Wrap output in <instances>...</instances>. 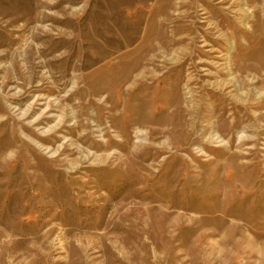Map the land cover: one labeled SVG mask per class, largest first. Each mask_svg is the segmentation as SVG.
I'll use <instances>...</instances> for the list:
<instances>
[{"label": "rangeland", "instance_id": "1", "mask_svg": "<svg viewBox=\"0 0 264 264\" xmlns=\"http://www.w3.org/2000/svg\"><path fill=\"white\" fill-rule=\"evenodd\" d=\"M0 264H264V0H0Z\"/></svg>", "mask_w": 264, "mask_h": 264}, {"label": "bare ground", "instance_id": "2", "mask_svg": "<svg viewBox=\"0 0 264 264\" xmlns=\"http://www.w3.org/2000/svg\"><path fill=\"white\" fill-rule=\"evenodd\" d=\"M241 3V2H240ZM241 10H244L245 11V9H241ZM240 10V11H241ZM242 14V13H241ZM224 66V65H223ZM228 74V73H227ZM137 76V75H136ZM228 81H230V79H227V82ZM48 98V97H47ZM53 101V100H52ZM242 102V101H241ZM47 105H45V107H46ZM49 106V105H48ZM47 106V107H48ZM60 110V109H59ZM56 114H58V113H56ZM62 114V113H61ZM54 115V114H53ZM62 115H59V117H61ZM54 118H56V117H54ZM57 119V118H56ZM62 119V118H61ZM59 122V121H58ZM214 124V123H213ZM57 125V123L56 124H54L53 126H51L50 128H52V127H55ZM59 125H61V124H59ZM210 126V125H209ZM44 128V127H43ZM55 129V128H54ZM135 131V130H134ZM48 132V131H47ZM135 133L138 135V134H142V130L141 129H136V131H135ZM237 134H239V133H237ZM251 136V135H250ZM241 137V136H240ZM239 137V138H240ZM211 138H214V139H219L220 138V135H218V134H213V136L211 137ZM220 141H222V139H220ZM223 143V142H222Z\"/></svg>", "mask_w": 264, "mask_h": 264}]
</instances>
